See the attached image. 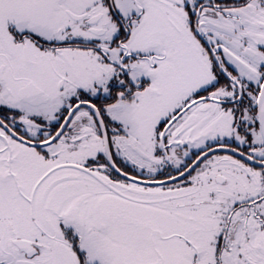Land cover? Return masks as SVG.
Listing matches in <instances>:
<instances>
[{
  "label": "snow or ice",
  "instance_id": "obj_1",
  "mask_svg": "<svg viewBox=\"0 0 264 264\" xmlns=\"http://www.w3.org/2000/svg\"><path fill=\"white\" fill-rule=\"evenodd\" d=\"M0 264H264V0H0Z\"/></svg>",
  "mask_w": 264,
  "mask_h": 264
}]
</instances>
